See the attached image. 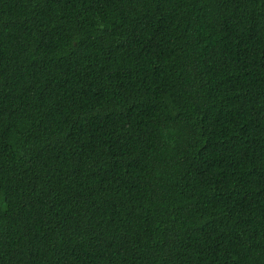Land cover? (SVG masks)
Instances as JSON below:
<instances>
[{
	"label": "trees",
	"instance_id": "16d2710c",
	"mask_svg": "<svg viewBox=\"0 0 264 264\" xmlns=\"http://www.w3.org/2000/svg\"><path fill=\"white\" fill-rule=\"evenodd\" d=\"M0 264H264V0H0Z\"/></svg>",
	"mask_w": 264,
	"mask_h": 264
}]
</instances>
